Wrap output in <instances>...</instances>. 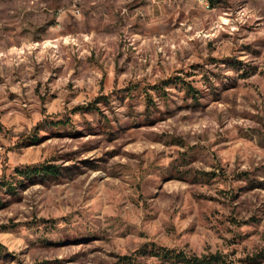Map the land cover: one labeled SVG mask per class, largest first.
I'll list each match as a JSON object with an SVG mask.
<instances>
[{"label": "rangeland", "instance_id": "1", "mask_svg": "<svg viewBox=\"0 0 264 264\" xmlns=\"http://www.w3.org/2000/svg\"><path fill=\"white\" fill-rule=\"evenodd\" d=\"M157 246L264 264V0H0V264Z\"/></svg>", "mask_w": 264, "mask_h": 264}, {"label": "trees", "instance_id": "2", "mask_svg": "<svg viewBox=\"0 0 264 264\" xmlns=\"http://www.w3.org/2000/svg\"><path fill=\"white\" fill-rule=\"evenodd\" d=\"M187 90L195 96L194 88L187 84ZM16 171L24 177L31 178L41 176L43 174H57V169L52 165H34L25 166L22 169H16ZM261 184V182H260ZM8 187H12L9 183H4ZM142 254L155 257L157 262L155 264H230L225 257L216 252L211 254H188L184 250L167 247H151L150 249H144L141 251ZM114 264H138L134 255H121Z\"/></svg>", "mask_w": 264, "mask_h": 264}]
</instances>
